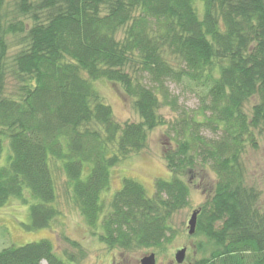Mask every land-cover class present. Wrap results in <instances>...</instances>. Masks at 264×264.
Masks as SVG:
<instances>
[{
  "label": "trees",
  "instance_id": "1",
  "mask_svg": "<svg viewBox=\"0 0 264 264\" xmlns=\"http://www.w3.org/2000/svg\"><path fill=\"white\" fill-rule=\"evenodd\" d=\"M5 1L0 156L4 147L9 154L0 164V206L28 191L37 200L27 227L48 226L57 215L51 165L58 163L86 225L93 231L99 225L100 240L109 247L157 246L171 235L172 214L187 203L184 178L157 179L152 196L124 178L102 216L99 197L110 167L145 149L147 131L166 124L175 142L164 153L167 165L190 177L201 170L214 175L197 214L193 233L204 236L197 243L203 254L193 264H264V213L245 186L242 162L264 128V0H18L16 11L31 24L7 19ZM8 36L20 44L10 57ZM8 75L16 81L11 92ZM98 79L119 83L140 121L115 120L94 86ZM169 82L198 89L193 113L180 106ZM163 106L176 113L171 122ZM41 261L69 264L46 238L0 249V264Z\"/></svg>",
  "mask_w": 264,
  "mask_h": 264
},
{
  "label": "rangeland",
  "instance_id": "2",
  "mask_svg": "<svg viewBox=\"0 0 264 264\" xmlns=\"http://www.w3.org/2000/svg\"><path fill=\"white\" fill-rule=\"evenodd\" d=\"M18 0H6L4 4L7 19H24L29 24L32 20L28 15H19L15 9ZM32 2L35 0H31ZM8 57L19 47L13 36L7 37ZM94 86L102 100L111 109L114 119L119 122L140 121V116L132 105V99L128 97L119 83L106 79L95 80ZM16 81L8 75L6 78V91L11 92ZM171 91L178 95V103L190 112L199 106L198 89H192L182 83H168ZM256 101L251 97L245 105L247 112ZM168 122L174 120L173 113L167 106L160 108ZM204 133L211 134L206 130ZM172 133L169 126L164 124L155 126L147 131V145L142 151L131 153L120 159L109 169V185L101 191L99 203L101 216L108 213L114 193L123 184L124 178H130L139 182L146 194H154V183L157 179L169 180L173 174L184 178L189 185L187 203L176 210L169 221L172 227L171 235L157 246L122 248L109 247L98 238L100 227L88 228L85 219L76 202L71 198L68 190L66 176L58 163H53L52 175L54 178L56 197L53 203L57 209V215L49 222V225L41 228H28L30 223L29 205L37 199L28 191L23 192V197H10L6 203L0 206V249L9 245H22L42 238L49 240L52 250L69 264H139L142 256L154 253V264H193L203 254L198 250L197 243L204 240V236L188 233V219L193 209L201 207L211 195L210 186L214 182L212 172L201 170V174L181 173L172 170L164 157V153L174 148L175 142L171 139ZM256 146L246 145L242 156L244 167V183L256 193L255 208L264 213V128L256 130ZM0 156V164L7 162L9 148H3ZM90 167L91 163L86 164ZM88 173L84 167L82 177ZM202 176V177H201ZM200 177V178H199ZM25 198V200H24ZM185 247L184 258L181 262L175 260V253L179 248ZM72 255L73 261H68V255ZM42 264L44 261H41Z\"/></svg>",
  "mask_w": 264,
  "mask_h": 264
},
{
  "label": "water",
  "instance_id": "3",
  "mask_svg": "<svg viewBox=\"0 0 264 264\" xmlns=\"http://www.w3.org/2000/svg\"><path fill=\"white\" fill-rule=\"evenodd\" d=\"M198 212H199V208L193 209L187 221L189 234H192L194 232ZM184 253H185V247L178 249L175 253V260L177 262H181L184 258ZM154 261H155L154 253L150 252L149 254H146L140 258L139 264H154Z\"/></svg>",
  "mask_w": 264,
  "mask_h": 264
}]
</instances>
